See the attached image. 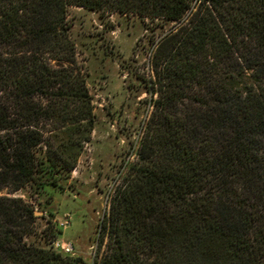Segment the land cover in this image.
<instances>
[{"label":"trees","instance_id":"trees-1","mask_svg":"<svg viewBox=\"0 0 264 264\" xmlns=\"http://www.w3.org/2000/svg\"><path fill=\"white\" fill-rule=\"evenodd\" d=\"M72 7L185 24L154 55L159 97L101 224L100 264H264V0H0V193L56 184L90 141ZM60 132L59 158L40 160ZM37 219L0 197V264L82 262L28 243Z\"/></svg>","mask_w":264,"mask_h":264},{"label":"rangeland","instance_id":"rangeland-1","mask_svg":"<svg viewBox=\"0 0 264 264\" xmlns=\"http://www.w3.org/2000/svg\"><path fill=\"white\" fill-rule=\"evenodd\" d=\"M184 19L187 23L189 15ZM183 25L137 14L68 9L66 26L74 44V67L92 98L94 129L90 141L81 145L76 168L56 184L32 183L15 193L8 189L0 193V197L20 198L35 209L38 219L28 243L53 250L55 241L72 244L74 254L63 256L82 260L73 264H100L109 244L101 224L116 189L133 177L132 168L140 164L137 153L153 102L159 97L154 55L160 43ZM64 137V132L57 137L46 134L38 158L46 161L51 155L57 160ZM75 138L84 136L76 133Z\"/></svg>","mask_w":264,"mask_h":264},{"label":"built area","instance_id":"built-area-1","mask_svg":"<svg viewBox=\"0 0 264 264\" xmlns=\"http://www.w3.org/2000/svg\"><path fill=\"white\" fill-rule=\"evenodd\" d=\"M62 226L64 225L62 224ZM52 245L57 252L63 255L70 256L74 254V248L72 244L55 241L52 243Z\"/></svg>","mask_w":264,"mask_h":264}]
</instances>
